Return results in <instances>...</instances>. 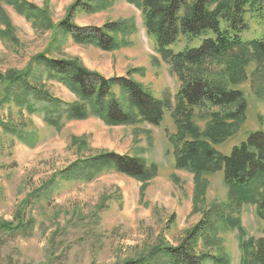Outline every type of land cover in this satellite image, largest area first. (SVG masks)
Instances as JSON below:
<instances>
[{
	"label": "rangeland",
	"instance_id": "1",
	"mask_svg": "<svg viewBox=\"0 0 264 264\" xmlns=\"http://www.w3.org/2000/svg\"><path fill=\"white\" fill-rule=\"evenodd\" d=\"M25 1L45 10L48 23L29 21L11 6L1 4L11 27L8 33L0 25V93L2 76L26 70L33 57L41 55L76 61L106 79L128 76L162 103L164 116L159 126L142 121L111 126L88 115L83 120H63L56 130L44 123L42 114H28L13 101L0 106V122L12 123L35 139L32 147L27 146L0 127V224L8 222L12 228L26 224L25 228L0 233V264H123L144 256L155 246L180 245L208 212L212 218L216 213L231 218L226 223L213 219L215 232L198 238L194 252L222 253L229 264H240L241 244L264 238V222L257 215L256 204L228 208L232 197L221 172L196 179L190 172L175 169L168 136L176 133L177 121L188 114L186 117L202 133L214 127L218 119L215 113L207 114L200 107L180 114L175 98L180 81L157 53L153 38L146 34L141 10L125 0L93 1L92 11L78 7L68 18L77 0ZM63 20L73 29L87 30L120 23L121 30L110 34L116 46L103 51L91 44L76 43L62 30ZM258 34L251 23L242 38L250 40ZM184 46L181 41L173 50ZM234 53L240 57L242 51ZM244 55L250 58L248 51ZM263 70L264 62L251 60L233 71V77L204 74L225 89L239 90L246 102L244 121L235 123L234 133L227 140L213 146L219 153L229 155L250 133L264 132ZM30 71L29 80L36 87L43 85L51 96L68 105L79 103L64 86L45 80L35 63ZM113 93L121 99L119 89ZM103 153L137 157L155 165L157 173L144 185L113 170L89 182L59 177L74 162ZM53 180V190L39 192Z\"/></svg>",
	"mask_w": 264,
	"mask_h": 264
},
{
	"label": "trees",
	"instance_id": "2",
	"mask_svg": "<svg viewBox=\"0 0 264 264\" xmlns=\"http://www.w3.org/2000/svg\"><path fill=\"white\" fill-rule=\"evenodd\" d=\"M93 1L99 3L105 0H77L70 7L68 18L78 7L92 11L90 2ZM125 1L141 10L146 34L153 38L157 53L180 81L175 96L180 114L189 108L200 107L207 114L215 113L214 117L218 119L214 127H208L202 133L186 117L188 114L177 121L176 133L168 136L173 147L175 169L190 172L196 179L221 172L232 197L228 208H237L242 203L256 204L257 215L264 222V132L250 133L245 141L232 148L229 155L216 151L213 146L227 140L234 133L235 123L244 121L246 102L239 90L225 89L220 83L204 77V74L233 77V71L237 72L251 60L258 64L264 62V0ZM1 4L11 6L29 21L48 23L46 11L25 0H0V25H4L8 33L11 23ZM251 23L259 34L250 40H243L242 36L249 31ZM60 26L74 42L91 44L103 51H110L116 46L110 34L121 30L120 23L87 30L73 29L63 20ZM0 34L3 33L0 31ZM181 41L185 46L175 52L173 47ZM236 50L242 51L240 57L234 53ZM247 51L250 58L245 59ZM32 63L42 69L45 80L64 86L77 97L79 103L68 105L51 96L43 85L36 87L29 80ZM230 67L232 70H228ZM1 80V107L13 101L28 114H42L44 123L56 130L62 127L63 120H83L88 115L111 126L133 125L139 121L159 126L164 116L162 103L128 76L106 79L72 60L37 55L26 70L8 72ZM115 88L120 90L121 99L115 97ZM231 106L235 108L225 110ZM215 108L223 112L218 114V111L214 112ZM0 127L18 141L33 146L34 137L14 124L0 122ZM107 170L135 179L143 185L157 173L155 165H147L137 157L103 153L74 162L60 172L59 177L89 182ZM53 182H48L39 192L53 190ZM215 216L224 223L231 218L222 213ZM215 218L210 216V212L205 213L186 233L180 245L155 246L144 256L123 264H229V258L222 253L197 255L194 252L198 238L215 232ZM25 227L26 224L22 223L15 226L18 229ZM15 228L3 222L0 233H9ZM207 238L204 236L205 240ZM241 251L240 264H264V238L244 240Z\"/></svg>",
	"mask_w": 264,
	"mask_h": 264
}]
</instances>
